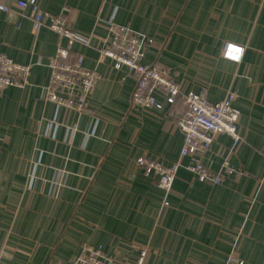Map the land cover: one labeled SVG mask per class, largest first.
Instances as JSON below:
<instances>
[{"label": "crops", "instance_id": "0c3cea01", "mask_svg": "<svg viewBox=\"0 0 264 264\" xmlns=\"http://www.w3.org/2000/svg\"><path fill=\"white\" fill-rule=\"evenodd\" d=\"M38 3L52 14L69 8L70 28L90 41L71 50L99 79L85 112L46 101L48 62L66 39L34 31L26 11L0 0L11 9L0 10V51L30 65L23 87L0 91V264H70L83 244L118 258L146 245L144 264H227L229 255L264 264V0ZM109 19L152 40L143 62L165 68L183 94H235L239 140L216 135L202 161L213 171L227 161L237 173L200 182L183 158L163 204L157 176L135 158L180 159L183 100L131 107L134 76L100 57ZM225 42L243 46L239 62L222 57Z\"/></svg>", "mask_w": 264, "mask_h": 264}, {"label": "built area", "instance_id": "2783aa9c", "mask_svg": "<svg viewBox=\"0 0 264 264\" xmlns=\"http://www.w3.org/2000/svg\"><path fill=\"white\" fill-rule=\"evenodd\" d=\"M18 13L26 11L34 31L48 27L66 39V45H58L48 62L49 75L43 86L44 99L56 107L71 110L80 114L87 110L88 97L99 79L96 69L83 64V56L74 53L71 46L75 41L88 45L89 37L77 33L67 22L69 8H62L58 14H52L40 8L38 0H13ZM0 10L11 13L8 6L0 4ZM107 36L100 48V57L110 58L113 67L126 69L135 78L131 93L132 108L161 109L164 103L172 105L178 97L183 100V107L176 121L183 134L180 159L171 165L161 160L142 154L135 158V163L147 173L157 176V186L161 189L166 206L167 195L172 189L180 160L188 159L186 169L192 172L198 181L209 184H221L226 176L237 171L225 161L220 170L213 171L202 161V154L215 140L216 135L226 134L234 141L239 140L238 119L240 112L233 105L235 94L227 92L222 100L210 102L206 97L208 86L199 92L183 94L180 86L162 66L143 62L146 48L151 39L134 30L130 26L121 25L112 19L107 20ZM243 46L225 42L221 55L225 59L239 62ZM30 71L29 64L14 61L0 51V91L10 87H23ZM163 95V101L158 99ZM71 132L76 125L68 127ZM60 180L56 184H60ZM3 251L0 250V257ZM148 254V246H135L129 254L118 258L107 255L103 250L89 244H83L81 252L72 258L70 264H144ZM227 264H245L234 256L227 257Z\"/></svg>", "mask_w": 264, "mask_h": 264}]
</instances>
